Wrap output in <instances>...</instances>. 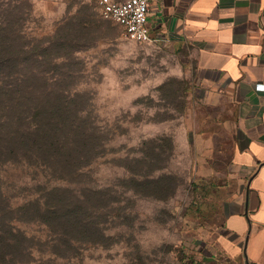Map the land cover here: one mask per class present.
Wrapping results in <instances>:
<instances>
[{"label": "rangeland", "instance_id": "374dc122", "mask_svg": "<svg viewBox=\"0 0 264 264\" xmlns=\"http://www.w3.org/2000/svg\"><path fill=\"white\" fill-rule=\"evenodd\" d=\"M2 14L35 74L41 123L59 116L71 143L0 165L4 202L31 203L12 212L16 246L0 264H219L230 141L180 56L125 39L97 0H0ZM35 201L86 226L35 215Z\"/></svg>", "mask_w": 264, "mask_h": 264}, {"label": "crops", "instance_id": "0c3cea01", "mask_svg": "<svg viewBox=\"0 0 264 264\" xmlns=\"http://www.w3.org/2000/svg\"><path fill=\"white\" fill-rule=\"evenodd\" d=\"M149 3L151 39L180 56L222 140L230 141L236 189L224 205L212 259L264 264V0Z\"/></svg>", "mask_w": 264, "mask_h": 264}, {"label": "trees", "instance_id": "16d2710c", "mask_svg": "<svg viewBox=\"0 0 264 264\" xmlns=\"http://www.w3.org/2000/svg\"><path fill=\"white\" fill-rule=\"evenodd\" d=\"M7 23V18L2 14L0 16V165L10 160H25V157L28 158L30 155H35L37 159L38 157L51 159L58 153L63 154L69 150L68 144L71 142L64 139L58 127L59 116L54 117L56 123L53 127L41 123L42 119L44 120V111L43 107L39 109L40 91L37 85L30 81L35 78V74L27 70L24 56L26 51L17 44L20 36L7 31L4 27ZM50 104L51 110H58L57 103ZM50 112L53 116L60 111ZM53 148H57V151ZM34 204L35 215L45 214L48 219H58L60 222L62 220L71 228L86 226V222L77 224L67 215L62 219L56 208L46 210L38 201ZM29 205L31 203L25 206ZM25 206L13 208L4 202L0 192V251L16 246L13 237L18 231L13 225L18 220L12 218L11 214L28 210L29 207L27 209Z\"/></svg>", "mask_w": 264, "mask_h": 264}, {"label": "built area", "instance_id": "2783aa9c", "mask_svg": "<svg viewBox=\"0 0 264 264\" xmlns=\"http://www.w3.org/2000/svg\"><path fill=\"white\" fill-rule=\"evenodd\" d=\"M103 19L121 28L122 36L139 44L152 41L149 32V0H97Z\"/></svg>", "mask_w": 264, "mask_h": 264}]
</instances>
